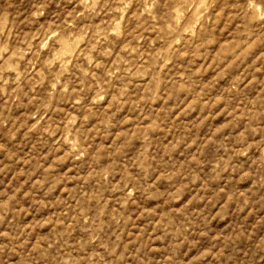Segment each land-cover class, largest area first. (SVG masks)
Returning <instances> with one entry per match:
<instances>
[{
    "label": "clouds",
    "instance_id": "clouds-1",
    "mask_svg": "<svg viewBox=\"0 0 264 264\" xmlns=\"http://www.w3.org/2000/svg\"><path fill=\"white\" fill-rule=\"evenodd\" d=\"M20 3L24 13L17 9L11 27H0L5 66L21 55L25 28L31 34L52 22L63 31L71 0ZM166 3L185 11L195 6ZM225 6L221 39H230L235 64L214 94L185 60L159 80L162 88L136 95L126 113L127 137L113 132L105 140L98 122H85L92 113L82 105L78 125L61 120L27 152L32 142H21L19 166L0 168V264H264V0ZM166 15L164 31L174 34V44L183 29ZM33 60L54 79L56 69L35 51ZM180 71L183 89L175 79ZM23 72L27 79L31 65ZM6 95L8 110L13 93ZM193 98L199 103L188 109ZM157 99L165 103L153 106ZM124 118L113 115L117 127Z\"/></svg>",
    "mask_w": 264,
    "mask_h": 264
},
{
    "label": "rangeland",
    "instance_id": "rangeland-1",
    "mask_svg": "<svg viewBox=\"0 0 264 264\" xmlns=\"http://www.w3.org/2000/svg\"><path fill=\"white\" fill-rule=\"evenodd\" d=\"M10 2L12 7L0 0V27H11L17 9L24 13L27 6L20 0ZM225 4L226 0H195V6L185 11L180 7L170 9L166 0H71L63 10V31L52 22L43 31L34 29L31 34L25 28L26 39L21 55L14 57L16 63L9 61L5 66L0 61V97L4 98L0 100V112L4 113L0 116V168L19 166L16 157L17 149L24 147L22 141L32 142L24 149L27 152L52 128L59 127L61 120L66 126L78 125L82 105L92 113L84 114L85 122H98L105 140L113 132L117 139L127 137L125 127L132 120L126 113L136 95H152L162 88L159 80L170 69V74L175 73L174 64L183 69L181 61L190 60L199 69L205 88L214 94L229 79L235 64L230 39H221L227 34ZM169 12L183 29V39H176L174 44V34L164 31ZM50 48L52 55L45 56ZM33 51L56 69L54 79L39 60H33ZM29 65L31 72L26 79L23 69ZM184 77V71L175 75L181 89L186 87ZM8 92L13 93L14 103L9 101L12 106L5 110L2 105ZM216 101L219 104L221 98L217 96ZM159 103L165 101L157 99L153 106ZM198 103L199 98H193L187 107L194 110ZM113 115L116 121L125 117L123 126L117 127ZM140 130L139 125L134 128L137 134ZM47 223L43 221L45 226Z\"/></svg>",
    "mask_w": 264,
    "mask_h": 264
}]
</instances>
